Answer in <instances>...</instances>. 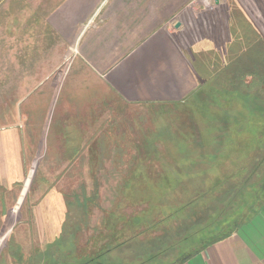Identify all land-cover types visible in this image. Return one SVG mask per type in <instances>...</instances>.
<instances>
[{
  "label": "rangeland",
  "instance_id": "rangeland-1",
  "mask_svg": "<svg viewBox=\"0 0 264 264\" xmlns=\"http://www.w3.org/2000/svg\"><path fill=\"white\" fill-rule=\"evenodd\" d=\"M75 1L66 27L52 19L64 20L70 0H8L0 8V264H64L58 258L73 244L84 264H178L264 201V112L255 102L264 101L263 85L245 78L236 90L214 81L226 88L215 102L200 90L240 53L244 66L264 71V0H195L215 13L213 29L205 14L202 40L187 42L180 22L175 29L185 48L196 47L188 59L199 85L182 102L157 104L83 87L80 43L104 24L110 0ZM202 102L212 105L204 114ZM209 128L216 140L208 142ZM200 143L225 151L211 160L212 191L192 200L186 188L200 180L203 162L193 168L188 157L209 152ZM62 155L77 159L74 166ZM241 180L242 194L228 196Z\"/></svg>",
  "mask_w": 264,
  "mask_h": 264
},
{
  "label": "crops",
  "instance_id": "crops-1",
  "mask_svg": "<svg viewBox=\"0 0 264 264\" xmlns=\"http://www.w3.org/2000/svg\"><path fill=\"white\" fill-rule=\"evenodd\" d=\"M194 1L110 0L102 10L104 24L86 32L80 43L78 58L88 80L83 87L96 85L130 104L182 102L199 83L188 59L196 47L183 46L176 23L187 29V42L195 36L203 39L202 14L209 15L211 30L216 24L208 4ZM76 3L66 4L64 20H52L69 25L68 14L77 12ZM69 141L74 146L73 139ZM60 161L74 166L77 159L68 163L62 155ZM250 213L234 230L178 264H264V201Z\"/></svg>",
  "mask_w": 264,
  "mask_h": 264
},
{
  "label": "trees",
  "instance_id": "trees-1",
  "mask_svg": "<svg viewBox=\"0 0 264 264\" xmlns=\"http://www.w3.org/2000/svg\"><path fill=\"white\" fill-rule=\"evenodd\" d=\"M253 55H256V57H258V58L261 57V53L260 52H257V51H256L255 54H252L251 56H253ZM233 62L234 63L231 64V65H229L226 70L225 69H222V72L223 73H221V74L218 73V75L216 77H213L212 80L210 79V80H207L205 82L204 86L201 87V89H200L201 90V95H204V93H203L204 91H202V90L205 89V92H206V95H207V97H205V98L210 99V100H214V102L216 100L221 99V97H225L226 88L222 87V89H219L218 88L219 90H217V89L214 88V85H213V83L215 84L216 81H217V84H218V82H219V85L222 84V82L220 80L224 81L223 82V85L224 84L225 85H230L231 84L233 86V88L236 89V90L241 89L242 84H243V81L245 80V78H251L254 81H257L258 80L263 85V87H264V71L263 72H257V70H258V68H257L258 66L257 65L260 64V63L256 64L254 62L253 65L244 66V63H245V54H242V53H240V55H238L233 60ZM220 75H223V76L221 78H219ZM258 78H260V79H258ZM239 82H240L241 85H237ZM209 84H211L212 86L209 87ZM208 87L210 88V90L206 91V89ZM214 90H217V93H218V96L217 97H215V96H213L211 94ZM247 96H250V95L248 94ZM256 101L257 102H260L261 101L260 102V106L257 107V108H259V111L261 110V112H264V101H262L261 99L255 98V102ZM200 105H201V109H202L201 112L203 114L205 113V111L207 112V110L205 108H207L208 106L212 107L211 104H206L205 105V102H202ZM223 125H224V127H229L228 126V122L222 123V126ZM214 131H215V128H213V130L211 128H209V129H206L204 131L205 134H206V140L205 141H208L209 142L210 140L211 141L212 140H216V139H213L212 138L213 137L212 136L213 133H215ZM228 135H229V131H227V134H223L222 136L228 137ZM191 139H194V137L192 136ZM199 146H200V150L203 151L204 153H205V151H209V152H206L207 154H201L197 150H192V151H195V152H192L190 154L191 155V158H190V156L188 157V159L190 160V163H189L190 164V167H191V165L193 166V168L199 167L200 166L199 163H197V164H194V163L195 162H198V160H199L198 158H200V157L202 159V160H200V162H203V164L201 165L203 167L201 169V172L202 173L200 172L201 175H196L195 174L196 177L199 176L198 179H200V180L197 181L196 184H194V188H192V189L186 188L187 192L189 190L188 193H191V196L194 197L192 200H197L198 198H202L204 196V194H207V193H209V191H212L213 188H208L209 181H208V178H207L208 176H210V174H212L211 169L213 168V164L214 163L211 160L213 159V157H216L218 155L221 156V154L225 151L224 150L225 149L224 146L223 147L218 146V147H216V148H214L212 150H208V149H210V147L204 146L203 143H200ZM184 151H183V153H185ZM190 151L191 150L188 151L187 155H189ZM192 161H195V162L194 163H191ZM197 170H198L197 168L196 169H193V171H197ZM175 171L177 173H181L178 170H175ZM185 175H187V176L189 175L190 176V174L188 172H186ZM233 181H235V178H233ZM228 187L230 189H226L225 193H227L228 196H231L233 194V196L235 195L234 197H236V194H238V195L242 194L243 190L246 187V183L245 182H242V180H241L239 184L233 182V183H230L228 185ZM182 199H184V197L181 196L179 198V201H182ZM179 211H181V210H179ZM162 245H164V242H159L158 244H154V245L151 246V250L150 251H155L158 248H160ZM72 247L74 248L73 250H72ZM72 247L68 246V249H69V251H68L69 254L68 255L59 257L58 259H60V258L61 259H65L64 264H84L83 263L84 262L83 261V256L79 254L78 248L76 247V245L73 244ZM150 251H148V252H150ZM54 258H56V256H54ZM90 258L91 259H88L87 261L97 260L99 258V256L98 255L95 256L94 259L92 257H90ZM56 259L54 261L58 262Z\"/></svg>",
  "mask_w": 264,
  "mask_h": 264
},
{
  "label": "built area",
  "instance_id": "built-area-1",
  "mask_svg": "<svg viewBox=\"0 0 264 264\" xmlns=\"http://www.w3.org/2000/svg\"><path fill=\"white\" fill-rule=\"evenodd\" d=\"M8 0H0V8L7 2Z\"/></svg>",
  "mask_w": 264,
  "mask_h": 264
}]
</instances>
